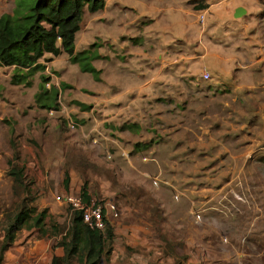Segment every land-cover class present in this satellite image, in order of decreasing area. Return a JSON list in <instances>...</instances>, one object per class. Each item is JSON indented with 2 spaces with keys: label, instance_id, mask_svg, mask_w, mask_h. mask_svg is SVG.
Listing matches in <instances>:
<instances>
[{
  "label": "rangeland",
  "instance_id": "374dc122",
  "mask_svg": "<svg viewBox=\"0 0 264 264\" xmlns=\"http://www.w3.org/2000/svg\"><path fill=\"white\" fill-rule=\"evenodd\" d=\"M32 2L21 0V5L29 6ZM14 3L15 0H0V15L11 13ZM200 11L190 21L194 27L188 33L192 45L176 41L182 35L181 30L176 33L174 29L161 30V34L156 35L158 31L154 26L155 30H144L137 38L131 33L125 35L126 45L110 55L103 46L101 19L96 27L90 26L96 33L89 34L92 41L77 52L82 53L75 62L63 52L55 62L43 63V69L29 75L25 71L0 70V218L17 199L11 191V178L6 174L7 160L15 149L19 155L18 165L23 167L30 204L36 211L45 210L44 227L47 229L51 224L67 225L69 210L63 197L80 194V189L75 193L67 192L68 185L62 183L66 171L68 183L72 181L80 188L84 185L94 201L114 204L116 219H108L116 233L114 243L138 256H146L139 242L147 231L148 241L163 235L174 243H181V249H175L178 256H186L180 264L203 260L212 264H264L263 219L252 224L250 220H207L199 217L197 211L193 215L188 212L187 216L184 214L187 202L179 207L177 215L173 204H179L184 192L176 190L172 197L166 198L172 207L160 210L151 197L154 185L149 178L159 174L161 182L157 184L161 185V173L152 174L150 168H143L153 161L148 149L162 138L166 121L197 115L191 103L199 100V92L211 81L208 74L203 77L205 73L199 61H182L180 57L184 52L198 53L193 46L198 40L199 26L207 17L205 11L200 24L196 19ZM85 12H88L86 8L80 21ZM130 12L125 11L131 16ZM146 22L147 18L139 19L134 25L141 31L145 29L141 25ZM252 34L253 44L264 51V22L256 25ZM83 37V34L78 35L77 39ZM157 38L162 42H155ZM86 41L87 35L83 43ZM151 45H154V54L160 53V61L153 60ZM103 56L110 57L118 72H102V65L97 62L100 58L103 60ZM92 60L97 61L96 66ZM158 63L164 67L160 78L154 71ZM169 73L171 77L165 76ZM46 76L48 79L44 81L42 77ZM214 81L213 77L210 85ZM161 101L169 107L159 109L157 104ZM68 121L74 123L73 128L67 126ZM92 138L96 140L94 144ZM261 176L260 180L264 181L263 172ZM256 210L263 209L258 206ZM196 213L198 218H195ZM204 224L208 227L203 228ZM128 229L132 234L131 243L124 236L129 233ZM189 230L197 234L194 244L205 242L210 249L208 252L186 247ZM2 234L0 230V239ZM35 238H39L37 234ZM24 243L22 240L21 244L27 245Z\"/></svg>",
  "mask_w": 264,
  "mask_h": 264
},
{
  "label": "crops",
  "instance_id": "0c3cea01",
  "mask_svg": "<svg viewBox=\"0 0 264 264\" xmlns=\"http://www.w3.org/2000/svg\"><path fill=\"white\" fill-rule=\"evenodd\" d=\"M199 2L203 7H196ZM128 10L131 16L125 13ZM198 10L207 13L193 46L198 53L184 52L180 57L182 61H199L211 81L199 92V100L191 103L197 115L166 121L162 138L148 149L153 161L143 168H150L152 174L161 173V185L157 184L151 191V197L160 210L172 207L166 198L172 197L176 190L184 192L179 204H173L177 215L179 207L187 202L184 209L187 216L195 210L199 217L207 220H250L253 224L256 220H264V187L261 188L264 181L260 180L261 173H264V51L253 44L252 34L255 26L264 22V0H104L101 9L83 14L74 35L73 51L77 53L91 43L89 34L96 32L89 28L96 27L101 19L104 25L103 46L107 47L106 52L110 55L126 45L125 35L131 33L137 38L144 30H155L154 26L158 31L156 35L161 34V30L174 29L175 33L181 30L182 35L176 41L183 40L192 45L193 40L188 33L194 27L190 21ZM144 18L148 22L141 25L145 29L139 31L134 23L139 19L144 21ZM82 34L84 37L77 39ZM154 41L162 42L159 38ZM152 48L153 60L160 61V53L154 54ZM63 55V52L56 56L44 53L37 62L40 65L52 64ZM96 60H92L94 66ZM103 60L100 58L97 62L102 65V72H118L110 57ZM157 66L154 71L160 78L164 67L159 63ZM165 76L171 77V73ZM213 77L214 84L210 85ZM165 85L170 84H161ZM141 88L145 86L141 85ZM162 101L157 104L159 109L167 105ZM73 184L69 181L68 193L79 191L80 187ZM258 188L260 191L257 192ZM258 206L263 210L257 212ZM111 218L116 219L107 212V219ZM207 227L203 225V228ZM128 231V234L123 233L131 243L132 234L130 229ZM143 233L144 239L139 245L146 253L145 257L124 246H117L114 243L116 233L112 228L107 264H173V258L162 253L163 242L160 246L158 238L148 241L145 237L147 231ZM34 234L37 230L33 231V228L16 234L17 239L5 250L1 264H50L53 257L63 255L62 248L57 246L58 237L34 239ZM195 237L197 234L189 230L186 247L208 252L210 249L205 242L194 244ZM22 240L27 245L21 244ZM191 263L212 264L207 260L187 264Z\"/></svg>",
  "mask_w": 264,
  "mask_h": 264
},
{
  "label": "trees",
  "instance_id": "16d2710c",
  "mask_svg": "<svg viewBox=\"0 0 264 264\" xmlns=\"http://www.w3.org/2000/svg\"><path fill=\"white\" fill-rule=\"evenodd\" d=\"M103 1L33 0L31 5L23 6L21 0H15V9L0 15V65L12 66L15 72L25 71L29 75L34 70L44 68L37 62L44 53L56 56L64 52L75 62L82 53H75L73 48L83 10H99L103 7ZM197 4V8L203 7L200 2ZM42 79L45 81L48 77ZM18 158V152L13 149L11 158L7 160L6 174L11 178V191L17 199L0 218L3 233L0 239V264L17 232L31 228L37 230L39 238L58 237L57 246L62 248L63 255L53 257L50 264H107L113 235L109 223L104 221L103 231L89 229L82 221L81 212L68 208L67 225L51 224L48 229L45 228V210L36 211L30 204L23 167L18 165ZM63 175L62 183L67 187L68 173L64 171ZM80 195L83 201L90 199L84 185L80 188ZM159 239L163 242V255L171 256L173 264H180L186 258L175 252L176 248L181 249V243H174L163 235Z\"/></svg>",
  "mask_w": 264,
  "mask_h": 264
},
{
  "label": "built area",
  "instance_id": "2783aa9c",
  "mask_svg": "<svg viewBox=\"0 0 264 264\" xmlns=\"http://www.w3.org/2000/svg\"><path fill=\"white\" fill-rule=\"evenodd\" d=\"M204 16V11H200L196 14L197 21L201 24ZM12 69V66H2L0 65V70ZM204 78L207 77L205 73ZM69 128H73L74 123L72 121L67 122ZM96 140L91 139V142L94 144ZM149 178V177H148ZM152 185L156 186L159 180V174L149 178ZM63 203L71 210H79L81 212L82 221L87 225L89 229H96L103 231L104 221H107V212L112 216H117V209L111 202L99 203L90 198L88 201H83L80 194H67L63 197ZM193 211V212H192ZM196 211L191 210L190 213L193 215ZM195 218H198L197 213Z\"/></svg>",
  "mask_w": 264,
  "mask_h": 264
}]
</instances>
